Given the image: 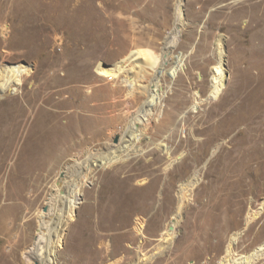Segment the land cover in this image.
Listing matches in <instances>:
<instances>
[{
    "label": "rangeland",
    "instance_id": "rangeland-1",
    "mask_svg": "<svg viewBox=\"0 0 264 264\" xmlns=\"http://www.w3.org/2000/svg\"><path fill=\"white\" fill-rule=\"evenodd\" d=\"M117 2L101 10L99 0H0V70L27 68L0 93V188L9 182L22 205L36 199L30 211L0 214V264H39L27 249L52 185L130 128L147 95L125 80L150 84L178 2L182 25L148 128L127 157L92 167L52 264H219L236 236L233 264L264 244V0Z\"/></svg>",
    "mask_w": 264,
    "mask_h": 264
},
{
    "label": "bare ground",
    "instance_id": "bare-ground-1",
    "mask_svg": "<svg viewBox=\"0 0 264 264\" xmlns=\"http://www.w3.org/2000/svg\"><path fill=\"white\" fill-rule=\"evenodd\" d=\"M92 1L94 2L96 0H82V3H91ZM99 1H100V3H103L102 5H100L101 10H103L104 8H107V9L114 8L116 6V3H118L117 0H99ZM127 3L133 4L132 6H129L131 8V9L130 8L129 9L132 10V8H136V7L139 8L138 4L142 3V0H128ZM96 9H97V7H96ZM263 12H264V9H263ZM133 14H135V15L138 14V10L135 9ZM131 15H132V12H131ZM175 15H176V19H175V23H174V30H173V32H171L166 37V39L163 43L161 56H160L159 61L156 64V67H155V70L153 73V79L150 82V84L146 87L137 86L136 85L137 82H140V80H142L144 78L141 75L139 77H135V79L133 81L129 80L130 78L125 80V82L128 83V85L130 86V93L131 94L132 93H140V94H146L147 95V98H146L144 104L141 106V108L138 112V115L136 117H134L130 128L120 138L118 144H116L113 148L109 146V148L107 149L108 152L105 155H103V156L99 155L96 158L88 155V157L83 162H76L74 164V166L71 167L70 171L67 172V174L65 175L66 178L63 177L66 180L58 181L54 185H52L51 191H50V196L48 199V204H49L50 210L45 215L42 216V218L40 220V225L38 228L37 238H36L35 242L33 243L32 247L30 249H27L28 255L33 260L38 262L39 264H52L53 261H52L51 256L53 255V253H55L58 249H62V237L60 236V230L63 227V225H65L67 223H71V222H74V223L76 222V219H74V218L76 217L75 216L76 209L79 205L78 196L80 195V191H81L84 183L87 181V179H88V177L92 171V167L100 165L104 168L105 167L109 168L111 165L116 164L118 161H120V159L122 157H127L128 154L132 150H134L136 143L140 140L141 136H143L145 134V131L147 130L148 125H149V119L151 116L150 111L152 109L151 107L154 106L158 101V90H159L158 89L159 88L158 87L159 86L158 74L162 70V67H161L162 62L164 61V58L167 55V53L172 48L175 47L177 40H178V37H179L180 27L182 25V7H181L179 2L176 6ZM263 18H264V16H263ZM263 29L264 28L260 29L259 33L262 31L264 32ZM133 61L134 60L132 59V56H128L125 59H123L122 61L118 62L116 65L114 75L115 76L120 75L121 72L127 67L128 62H133ZM13 67L0 70V93L2 91L6 90L14 81H16L19 77H21V75L24 73V69L25 70L27 69L25 66L24 67L23 66H17L15 68H13ZM224 79H225L224 69L220 66L218 69L217 84H223L224 85ZM27 179L28 178L26 177V180ZM197 184H198V180L196 179V177L194 179H192L190 182H188L187 184H183L182 188H181V194H182L181 197L183 198L184 195H186L187 192L190 191L192 188H194ZM24 188L25 187L22 186L21 188H19V190L22 191V190H24ZM16 194H18V192H12L10 190L9 182H6L5 185H3V187L0 188V196L2 195L4 197L5 201H10V203L8 205H6L5 207H1V205H0V207H1L0 208V214H2L3 211L5 210V208H8V207H10L13 212L19 211V213L22 211V209H23L22 207H24L28 211H30L32 209L33 204L35 203L36 199H32L31 201H28L22 205L20 203L21 201L16 202L17 201L16 200V198H17ZM113 203H115V201ZM181 204H179V205H181ZM112 205H114V204H112ZM86 206H88V205H86ZM262 207L264 208V202H263ZM89 209H90V207H89ZM107 209H108V207H107ZM94 210H95V208H94ZM99 211H97V212L99 213ZM116 211H117V209H116ZM106 212H108V211H106ZM160 212L162 213L161 210H160ZM93 214H94V212H93ZM102 217L100 219H102ZM97 219H98V221H95V223H94L95 227L97 229H101L99 226L100 220H99V218H97ZM105 219L107 220V218H105ZM179 219H180V212L178 209L175 212V214H173L172 222L170 223L171 225H169V228L163 234L162 242L164 245L167 244L168 242L172 241V239L174 238L175 225L177 224ZM106 220H105V222H106ZM102 222H104V221H102ZM117 222H119V221H117ZM141 222H142L141 220H137L136 227L140 226ZM152 223H154V221ZM121 224H122V222H121ZM111 225L114 226L116 224L113 223ZM111 225H110V227L112 228ZM86 226H89V225L86 224ZM11 227H12L11 229H16L18 227V224L16 225L15 219L12 220ZM86 228H88V227H86ZM88 230H90V228ZM114 230H116V229L114 228ZM109 231H107V232H109ZM94 232H96V231H94ZM83 233H85V232H83ZM96 234L94 236H98ZM100 236H102V235H100ZM90 237H91V235H90ZM236 240H237L236 236H233L231 241H230V244L227 248L226 256L220 261L219 264H230V261H229L230 254H231L232 247L234 246ZM263 257H264V244L260 245L252 253L241 256L240 258L235 260V262L233 264H255L257 261H259ZM1 259H2V254L0 253V260Z\"/></svg>",
    "mask_w": 264,
    "mask_h": 264
},
{
    "label": "water",
    "instance_id": "water-1",
    "mask_svg": "<svg viewBox=\"0 0 264 264\" xmlns=\"http://www.w3.org/2000/svg\"><path fill=\"white\" fill-rule=\"evenodd\" d=\"M45 210H46V209H45ZM45 210H44V211H45Z\"/></svg>",
    "mask_w": 264,
    "mask_h": 264
}]
</instances>
